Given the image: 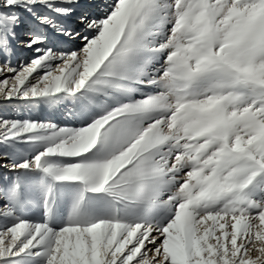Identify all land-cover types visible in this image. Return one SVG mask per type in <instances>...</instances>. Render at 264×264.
I'll use <instances>...</instances> for the list:
<instances>
[{"label":"snow or ice","instance_id":"snow-or-ice-1","mask_svg":"<svg viewBox=\"0 0 264 264\" xmlns=\"http://www.w3.org/2000/svg\"><path fill=\"white\" fill-rule=\"evenodd\" d=\"M0 57L83 117H0V264H264V0H0Z\"/></svg>","mask_w":264,"mask_h":264},{"label":"rangeland","instance_id":"rangeland-1","mask_svg":"<svg viewBox=\"0 0 264 264\" xmlns=\"http://www.w3.org/2000/svg\"><path fill=\"white\" fill-rule=\"evenodd\" d=\"M53 40H55V37H53ZM61 47H69V45H61ZM32 56L33 53L30 50L17 48L15 54L11 57L12 65L16 67L30 60ZM2 60L3 57H0V61ZM4 78V75H0V81ZM72 108L73 104L68 101L50 106L46 104H32L23 100H0V117L7 119H39L45 122L58 123L61 126H79L83 117L79 113L73 115L71 113ZM8 175H10L9 172L0 170V180Z\"/></svg>","mask_w":264,"mask_h":264}]
</instances>
